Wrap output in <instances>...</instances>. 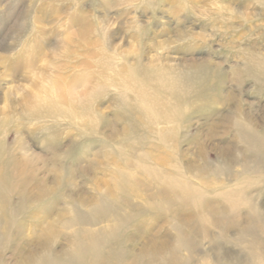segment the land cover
I'll use <instances>...</instances> for the list:
<instances>
[{
    "label": "rangeland",
    "instance_id": "374dc122",
    "mask_svg": "<svg viewBox=\"0 0 264 264\" xmlns=\"http://www.w3.org/2000/svg\"><path fill=\"white\" fill-rule=\"evenodd\" d=\"M261 262L264 0H0V264Z\"/></svg>",
    "mask_w": 264,
    "mask_h": 264
},
{
    "label": "bare ground",
    "instance_id": "6f19581e",
    "mask_svg": "<svg viewBox=\"0 0 264 264\" xmlns=\"http://www.w3.org/2000/svg\"><path fill=\"white\" fill-rule=\"evenodd\" d=\"M144 89V88H143ZM141 90V89H140ZM163 90V89H162ZM141 93V92H140ZM164 93V92H163ZM142 94V93H141ZM143 94H145L144 92H143ZM162 94V93H161ZM147 96V95H146ZM153 96V95H152ZM162 97V96H161ZM165 97V96H164ZM150 98V97H149ZM152 98V97H151ZM158 98H159V95H158ZM153 99V98H152ZM162 99H163V97H162ZM159 100V99H158ZM174 100V99H173ZM11 101V100H10ZM174 102H177V101H175L174 100ZM160 104V103H159ZM6 104H5V108H6ZM9 107V106H8ZM162 108V107H161ZM3 109H4V106H3ZM10 109V108H9ZM9 109H8V111H9ZM6 110V109H5ZM176 110V109H175ZM3 111V110H2ZM168 136V135H167ZM170 136V135H169ZM247 142V141H246ZM254 144V143H253ZM261 145V144H260ZM259 145V146H260ZM263 146V145H262ZM31 157H33V158H35V156H33V155H31ZM37 159V158H36ZM33 160V159H32ZM222 164V163H221ZM209 165V164H208ZM214 165V164H213ZM215 166V165H214ZM228 168H229V166H228ZM247 168V167H246ZM253 168V167H252ZM223 169V168H222ZM218 170H219V168H218ZM187 189V188H186ZM189 189V188H188ZM174 191V190H173ZM240 191V190H239ZM228 193V192H227ZM238 193H240V192H238ZM37 194V193H36ZM173 194V193H172ZM197 194V193H196ZM173 196V195H172ZM242 196V195H241ZM181 197V196H180ZM237 197V196H236ZM241 198H243V197H241ZM202 201V200H201ZM241 201V200H240ZM192 202H193V200H192ZM193 203H195V202H193ZM192 203V204H193ZM197 204V203H196ZM204 204V203H203ZM201 206H199V208H200ZM204 208V207H203ZM202 208V209H203ZM103 210V209H102ZM112 211V210H111ZM202 216V215H201ZM184 219V218H183ZM207 220V219H206ZM184 222V221H183ZM116 225V224H115ZM111 226V225H110ZM182 227V226H181ZM186 227V226H185ZM250 248V247H249ZM251 251H252V249H251ZM224 252V251H223ZM249 252V251H248ZM254 252V251H253ZM81 253H83V252H81ZM191 253V252H190ZM254 253H256V252H254ZM258 253V252H257ZM234 254V253H233ZM87 255V254H86ZM254 256H257V255H255L254 254ZM228 258V257H227ZM229 259V258H228ZM191 260H192V258H191ZM230 260V259H229ZM262 263V262H261ZM263 264V263H262Z\"/></svg>",
    "mask_w": 264,
    "mask_h": 264
}]
</instances>
